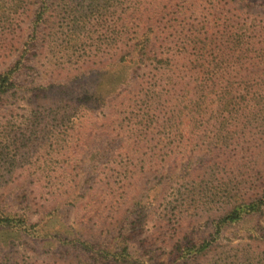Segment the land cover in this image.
I'll list each match as a JSON object with an SVG mask.
<instances>
[{
    "label": "trees",
    "instance_id": "16d2710c",
    "mask_svg": "<svg viewBox=\"0 0 264 264\" xmlns=\"http://www.w3.org/2000/svg\"><path fill=\"white\" fill-rule=\"evenodd\" d=\"M85 2L0 0L4 179L17 174L22 156L39 151L43 117L85 119L81 130L87 133L96 131L88 123L97 119L103 136L124 139L120 149L129 166H142L144 177L159 176L165 222L179 216L182 224L187 215L201 213L219 215L213 222L225 227L264 216V2L90 0L99 27L110 18L109 39L102 45L107 49L75 66L93 67L111 81L110 88L67 110L61 108V97L40 104L47 82L38 86L26 70L44 59L51 36L45 26L53 20L56 40L71 18L77 31L89 21L81 8ZM18 102L24 104L22 113ZM207 177L209 187L203 185ZM3 212L0 206L5 216L0 218V264H177L198 259L203 250L171 246L167 261L159 260L149 236L138 241L143 230L133 214L118 217L105 237L94 234L89 241L81 232L56 231L52 214L36 222L31 214ZM4 235L25 241L28 255L20 259L18 251L9 250ZM61 249L75 257L66 258ZM239 259L238 253L225 264Z\"/></svg>",
    "mask_w": 264,
    "mask_h": 264
},
{
    "label": "rangeland",
    "instance_id": "374dc122",
    "mask_svg": "<svg viewBox=\"0 0 264 264\" xmlns=\"http://www.w3.org/2000/svg\"><path fill=\"white\" fill-rule=\"evenodd\" d=\"M89 1L81 7L89 17L88 24L79 25L77 31L73 30L75 21L71 22V18L56 40L53 20L45 26L51 36L44 59L41 65H30L26 70L30 77L38 79V86L42 85L39 83L42 80L47 82L48 91L45 100L38 101L40 104L47 105L61 97L64 101L61 108L67 110L66 106L80 104L97 91L110 88L111 81L93 67L78 70L75 66L90 56L103 55L107 49L102 45L109 39L110 18H106L104 27H99L95 20L96 9H89ZM1 70L4 68L0 67ZM17 106H20L18 113H22L24 104L18 102ZM43 118L39 151L22 156L17 163V174L5 179L0 174V183L8 181L0 188V206L6 215L31 214L37 222L45 214H52L51 225L56 231L66 235L81 232L90 241L94 234L105 237L118 217L133 214L143 230L138 241L143 243L149 236L152 249L157 251L161 261H167L168 247H182L183 250L201 246L203 250L198 259H181L177 264H225L227 258L238 253L241 259L237 264H264V216L247 217L225 227L213 222L219 215L201 213L187 215L182 224L179 216L178 220L165 222L167 219L161 217L164 210L160 178L157 174L144 177L142 166L127 164L124 151L120 149L123 138L103 136L98 130L101 124L97 119L88 123L96 126V131L87 133L81 130L82 124L88 122L85 119L80 122L76 117ZM15 124L21 125V121ZM7 167L11 168L9 164ZM210 181L207 177L203 185L209 187ZM2 237L0 235V239ZM4 237L9 243L8 249L18 251L20 259L28 255L25 254L29 250L24 246L25 241L16 236ZM29 247L36 248L32 244ZM46 252L47 249L40 250L39 254L42 256ZM60 252L66 258L75 257L69 249ZM180 256L182 252L176 258ZM232 262L230 260L229 264Z\"/></svg>",
    "mask_w": 264,
    "mask_h": 264
}]
</instances>
